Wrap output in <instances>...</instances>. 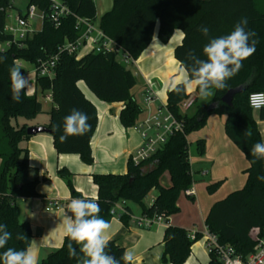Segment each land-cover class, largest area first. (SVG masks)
Segmentation results:
<instances>
[{"label": "trees", "instance_id": "16d2710c", "mask_svg": "<svg viewBox=\"0 0 264 264\" xmlns=\"http://www.w3.org/2000/svg\"><path fill=\"white\" fill-rule=\"evenodd\" d=\"M12 1L0 0L2 44L11 41V37L4 32V27L6 12ZM26 2L41 10H48L50 7L48 0ZM63 2L75 15L97 20L94 1ZM262 4L264 0H113L112 9L100 18V29L134 61L151 44L154 32L163 44H167L175 31H182L184 38L175 49V58L187 72L188 78V69L193 63L189 54L195 53L200 59H207L203 54L204 46L213 38L230 34L242 18L248 21L246 31L256 33L253 37L257 41L255 52L242 62L240 71L227 80L225 89H211L214 95L205 105L197 106L196 97L194 106L184 111L182 105L189 98L187 87L181 84L183 90L179 93L169 90L167 109L183 128L175 132L155 154L138 164L131 156L126 174L93 176V182L98 188L97 201L101 209L99 215L106 221L110 222L114 218L111 212L118 204L124 206L120 220L125 227H129L133 218L130 204L140 205L144 218H162L167 225L163 239V263L185 264L193 245L201 238L200 234H195L193 240L189 231L169 222L171 217L180 213L181 197L193 187L188 138L205 127L211 115L226 117V135L245 155L249 167L245 172V186L213 205L205 222L207 230L218 238L220 245L232 247L244 261L255 252L264 236V181L257 179L258 176H264V159H256L251 152L253 145L263 140L253 118V109L249 106V96L252 93H264ZM75 26L76 20L72 16L66 18L59 28L45 21L43 29L27 40L24 48L12 45L0 52V57L3 58L0 60V224H6L8 231L12 233V239L5 248L0 249V253L8 247L17 250L30 247L33 233L28 223L20 222L17 201L39 197V178L37 175L31 176L33 169L29 165L26 144L33 137L27 133L29 122L43 112V106L37 93L22 94L19 103L12 99L10 69L16 66V61L36 65L39 61L50 59L58 53L59 47L66 40L78 38ZM202 26L208 28L207 35L201 32ZM133 66L122 63L116 53L88 54L81 59L63 54L57 63L53 79L36 78L37 89L40 88L43 94L50 92L55 105L46 128L53 137L58 154L79 155L87 165L94 162L91 140L97 127V111L80 90L79 82H84L102 102L124 104L120 113L123 127L134 128L140 122L142 108L134 94L137 81ZM239 87H243V91L233 97L231 105L222 102L228 91ZM22 92H26L25 88ZM196 92L199 94L198 86ZM211 105L215 107L208 110ZM73 108L88 114L91 129L83 136L69 137L62 142L59 137L62 134L63 119ZM262 118L264 119V110ZM55 124L61 125V132L52 131ZM197 150L200 155L204 153V141L197 142ZM58 174L66 181L72 198L85 199L75 191L73 174L69 170L61 169ZM166 175L168 182L164 184ZM220 185L221 183H215L208 186V192L215 193ZM154 190L157 191V196L151 206H146L144 201ZM18 234H25L26 239L18 240ZM69 242L71 241L66 236L60 249L37 264H79L83 258L80 246L71 242L77 251V256L72 257L69 255ZM106 251L119 260L125 249L112 240L108 242ZM209 255L208 264H223L215 254ZM120 264L125 262L120 260Z\"/></svg>", "mask_w": 264, "mask_h": 264}, {"label": "crops", "instance_id": "0c3cea01", "mask_svg": "<svg viewBox=\"0 0 264 264\" xmlns=\"http://www.w3.org/2000/svg\"><path fill=\"white\" fill-rule=\"evenodd\" d=\"M112 7L113 0L107 3L102 16ZM183 38V32L177 30L167 44H163L158 39L159 43L145 50L132 67L137 81L134 94L142 108L140 121L150 113H155L158 109L167 106L169 92L167 86L170 81L182 84L188 79L187 72L175 58V49L182 43ZM21 76L27 81L24 87L26 91L31 85L27 94L37 93L34 71L30 72L21 68ZM78 86L97 111V127L91 140L93 164H85L76 154H58L54 148L53 137L49 133L35 135L26 144L29 150V165L33 169L31 176L37 175L39 178L37 185L39 197L19 199L17 206L20 222L28 223L31 227L33 238L29 248L35 254L37 263L53 251L60 249L67 236L65 232L67 206L74 198L58 171L69 170L73 174L72 184L75 191L84 198L97 200L98 188L93 182V176L126 174L129 158L134 156L143 144L141 134L137 130L125 128L120 122L123 103L102 102L84 82H79ZM148 87L153 88L156 98L151 105L146 106L144 94ZM196 89L195 84H192L190 88L187 87L189 97L195 96ZM49 95L44 94V98ZM47 102L49 107L46 109L42 105L43 113L29 122L30 127L48 125L50 112L55 105L52 100ZM263 110H253V118L264 142ZM225 122V116L217 118L211 115L205 127L192 137L196 143L200 140L205 143L202 155L198 153V158L190 155L195 194L192 197L187 195L181 197L180 213L171 217L169 222L171 225L186 229L191 234L201 235V238L193 245L191 255L185 264L209 263L210 255L204 237L207 231L206 218L215 203L242 189L247 181L245 172L249 163L245 155L227 137ZM215 183H221V185L215 193L210 194L207 188ZM151 194L149 200L147 201L146 198L144 201L146 206L152 205L157 191L154 190ZM52 202L58 205L51 206ZM129 206L133 213V220L129 227H125L120 218L114 216L109 222L110 228L105 233L108 242L115 240L125 251L130 252L133 255V264H167L162 262L166 223L157 221L150 229L138 228L134 219L142 218V208L137 211L138 209L133 208L131 204ZM123 209V204H118L115 211L121 214Z\"/></svg>", "mask_w": 264, "mask_h": 264}, {"label": "clouds", "instance_id": "9594fccd", "mask_svg": "<svg viewBox=\"0 0 264 264\" xmlns=\"http://www.w3.org/2000/svg\"><path fill=\"white\" fill-rule=\"evenodd\" d=\"M247 23V19L242 18L230 34L211 39L203 48V54L207 59H200L195 53H190L193 63L188 69L189 78L182 82L183 86L190 88L192 84H195L198 86L200 96L204 98L214 95L211 91L213 88L225 89L227 80L235 76L243 67L242 62L255 52L257 41L253 37L256 33L246 31ZM200 30L204 35H207L209 31L203 26ZM156 43L159 41L154 32L152 43L145 50L151 49ZM2 59L0 57V60ZM10 79L12 99L19 103L22 94H27L31 85L26 92H22L27 81L22 78L19 66H13L10 69ZM28 80H30L29 77ZM167 87L170 91L177 93L183 90L181 84L176 81H170ZM90 129L88 114L73 108L63 119L62 134L59 138L62 142L67 141L69 137L87 134ZM52 131L61 132V125H53ZM251 152L256 159H264V142L255 143ZM257 179L264 181V176H258ZM100 211L98 201L91 198L72 199L67 206L65 232L71 242L80 246L83 258L79 264H120V260H123L125 264H131L133 255L130 252L124 251L118 260L106 251L108 237L105 233L110 228V224L99 215ZM16 238L23 240L26 239V235L18 234ZM10 239H12V233L8 231V226L0 224V249L5 248ZM71 242L68 243L69 255L75 257L77 251ZM0 262L2 264H37V258L31 248L17 250L8 247L0 253Z\"/></svg>", "mask_w": 264, "mask_h": 264}, {"label": "built area", "instance_id": "2783aa9c", "mask_svg": "<svg viewBox=\"0 0 264 264\" xmlns=\"http://www.w3.org/2000/svg\"><path fill=\"white\" fill-rule=\"evenodd\" d=\"M11 2L9 9L13 8ZM94 1V0H89ZM50 7L48 10H41L38 6L32 4L27 6L26 14H19L14 18L13 23H9L12 17L8 15L4 27V32L11 37V41L7 42V48L12 45H17L19 48L26 46V41L31 39L35 34L43 29L45 21H49L55 28H59L63 21L68 17H73L76 20L75 29L79 33L76 40H66L63 45L58 49V53L45 61H39L34 67L36 78H49L53 79L55 69L60 56L67 54L81 59L88 54H101V53H116L121 59L122 63L127 66L135 65L134 61L129 54L117 43L110 39L100 29L97 20L81 18L75 15L63 0H48ZM3 11V9H1ZM39 23V27L34 26L33 23ZM4 51V50H3ZM16 66L19 65L17 64ZM34 92L33 95H35ZM156 98V94L152 87H148L144 94V104L151 105ZM46 101H51V95L45 97ZM196 101L195 96H190L182 105L184 111L190 110ZM249 106L253 110L264 109V93H252L249 96ZM182 124L178 122L175 117L168 111L167 106L158 109L155 113H150L147 117L141 120L134 129L137 130L143 139V144L137 153L132 156L133 161L138 164L141 161L147 160L164 144L168 139L177 131H181ZM195 192L193 187L185 192V195L192 197ZM51 206H57L55 202L50 203ZM116 208V207H115ZM114 210L111 212L113 216H120L124 213L117 214ZM133 220V218H132ZM138 228L150 229L155 222L163 221L162 218H140L134 220ZM204 237L206 238V248L209 254H215L223 264H264V236L259 241L256 250L245 261L236 254L232 247L222 246L219 244L218 238L206 231ZM191 239H195V234H191Z\"/></svg>", "mask_w": 264, "mask_h": 264}, {"label": "rangeland", "instance_id": "374dc122", "mask_svg": "<svg viewBox=\"0 0 264 264\" xmlns=\"http://www.w3.org/2000/svg\"><path fill=\"white\" fill-rule=\"evenodd\" d=\"M95 2V5H96V8H97V23L100 21V18L104 12V9L107 7V3L108 2H112V0H94ZM264 5V4H262ZM27 6H28V3L26 2V0H15L14 3H13V8L12 9H9L8 10V15L11 16L12 18L9 19V23H13L14 21V18H16L19 14V11L22 12V14H26V10H27ZM34 26H37L39 27V23L37 22H34L33 23ZM3 49V50H6L7 49V44H2L0 43V50ZM17 66H19L20 68H23V69H26V70H29L30 72H33L34 71V67L27 63V62H24V61H19L17 62ZM36 78V77H35ZM37 97H38V100L42 103V105L47 109L49 107V105H47V101L45 100L44 98V94L46 95H49L50 92H45L44 94L42 93V91L40 90V88L37 89ZM195 96H197L198 98V103H197V106H202V105H205L207 101L210 100L211 96L207 97V98H204V97H201L200 94H198L196 91H195ZM196 106V107H197ZM195 107V108H196ZM195 108H193L195 110ZM192 109V111H193ZM191 111V112H192ZM43 113V112H42ZM41 113V114H42ZM215 117L219 118L220 116L219 115H215ZM204 128V127H203ZM202 128V129H203ZM201 129V130H202ZM200 131V130H199ZM197 131V132H199ZM197 132H194L192 133L190 136H189V150H190V155L193 156V157H199L198 156V150H197V143L195 141L192 140V137L197 134ZM166 182H168V177L167 175L165 176L164 180H163V183L165 184ZM153 194V193H152ZM151 194V195H152ZM150 196L147 197V201L149 200ZM131 206L133 208H136L138 209L137 211H139V208H141L140 205L138 204H131ZM135 220V219H134Z\"/></svg>", "mask_w": 264, "mask_h": 264}, {"label": "water", "instance_id": "95a60500", "mask_svg": "<svg viewBox=\"0 0 264 264\" xmlns=\"http://www.w3.org/2000/svg\"><path fill=\"white\" fill-rule=\"evenodd\" d=\"M243 91V87H239L233 90H230L227 92V94L222 98V102L227 104V105H231L233 97L236 94H239ZM215 106L211 105L208 110H212ZM48 129L46 127H29L27 130V133L29 135L35 136L38 134H42V133H48Z\"/></svg>", "mask_w": 264, "mask_h": 264}]
</instances>
